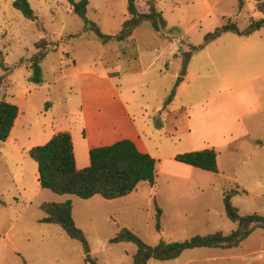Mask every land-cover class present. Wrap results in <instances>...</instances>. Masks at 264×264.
Instances as JSON below:
<instances>
[{"label": "rangeland", "instance_id": "374dc122", "mask_svg": "<svg viewBox=\"0 0 264 264\" xmlns=\"http://www.w3.org/2000/svg\"><path fill=\"white\" fill-rule=\"evenodd\" d=\"M15 1L0 0V77L1 62L12 68L0 84V100L20 109L10 138L0 141V264H88L81 243L41 223L43 203L73 204L74 221L99 264H133L136 245L111 243L123 228L152 247L161 240L231 234L237 225L225 213L227 191L246 192L233 199L242 215L264 216V28L206 43L228 23L245 31L258 21L257 0H155L162 21L134 31L135 47L100 42L65 0H28L36 21L16 10ZM148 1L136 0L140 13L149 12ZM87 18L104 34L116 35L129 19L128 0H90ZM43 38L52 51L40 65L37 85L31 60ZM136 53L142 71L126 75L123 69ZM106 115L141 133L159 161L155 186L140 184L132 195L113 201L43 189L29 151L70 132L80 157L78 142L86 145ZM207 149L218 152V174L193 168L177 177L178 155ZM156 204L163 211L161 233ZM148 264H264V231L238 248L190 250L177 260Z\"/></svg>", "mask_w": 264, "mask_h": 264}, {"label": "trees", "instance_id": "16d2710c", "mask_svg": "<svg viewBox=\"0 0 264 264\" xmlns=\"http://www.w3.org/2000/svg\"><path fill=\"white\" fill-rule=\"evenodd\" d=\"M72 12L86 22L87 30L92 32L103 44L109 42L131 43L134 31L146 22H151L155 28L162 15L157 11L155 0L148 1V13L143 14L138 10L136 0H128L129 19L116 35H106L97 24L87 18L90 0H65ZM16 10L20 11L26 19L36 21L37 16L28 0H17L13 3ZM243 1L240 3V8ZM257 10L262 15L258 21H251L249 28L242 31L234 23H228L221 29L206 38V43L217 40L225 33H233L240 37H249L264 28V1L257 0ZM49 41L41 39L36 44L38 52L31 60L33 69L32 82L37 85L42 83L41 63L49 51ZM56 51V50H54ZM122 56L127 58L126 47L121 48ZM1 57V54H0ZM138 61V54H135ZM186 65V61L184 62ZM3 75L0 84L9 79L11 66L1 62ZM11 73V74H10ZM174 96L168 100L167 105L173 102ZM20 116L17 105L0 100V141L6 142ZM30 158L38 165L39 183L43 189L58 195H73L84 200L100 196L107 201L122 199L132 195L138 190L140 184L154 187L156 184L158 160L149 154L138 150L131 140H122L111 146L95 148L90 151V166L79 170L77 168L74 142L69 132H59L44 146L34 147L29 151ZM176 162L192 166L206 172L218 174V152L207 149L178 155ZM246 193L245 191L231 190L224 193L223 203L227 218L237 225V229L229 235L215 233L206 236H195L183 242H166L161 240L157 246H149L140 237L127 228L111 240L113 244L132 243L137 246L133 264H148L151 260L162 262L177 260L187 251L196 249H223L230 250L240 247L257 230L264 231V216L257 214L244 216L239 208L233 204L235 196ZM40 209L46 216L41 223L60 227L71 239L83 245L87 252L86 263L99 264L97 259L90 255L89 245L85 233L76 225L73 218V204L43 203ZM156 231L161 233L162 209L156 204Z\"/></svg>", "mask_w": 264, "mask_h": 264}, {"label": "crops", "instance_id": "0c3cea01", "mask_svg": "<svg viewBox=\"0 0 264 264\" xmlns=\"http://www.w3.org/2000/svg\"><path fill=\"white\" fill-rule=\"evenodd\" d=\"M139 62H140L139 60L134 61L130 65L128 62V65H126L128 67L126 70L123 69V73L125 72L126 75H131L134 73H136V74L141 73V71H142L141 67H140V65L139 66L137 65ZM134 67H137V68H134ZM123 68H124V66H123ZM110 76H111L110 79H113L115 77L111 74H110ZM183 80H187V76ZM82 92L84 95H85V93H88L87 90L86 91L83 90ZM95 107L96 106L94 104L90 106V108H92V109ZM169 109H170V115L173 114V103H171L169 105ZM110 118L111 117H107V115H106L102 120L103 124L99 127V129L96 131V133L95 134L90 133V136L85 138V140L88 141V143H86V145L83 144V142L82 143L78 142L80 144L79 149H81L80 157H78V151H77L78 148H77L75 139H74L73 135L69 132L73 138L77 168L79 170H83V169L90 166V164H89L90 161L87 158L85 153H87V155H89V158H90V151L92 149L111 146V145H113L119 141H122V140L133 141L136 144V146L140 152L149 154L152 157H154L150 148H149V145L144 140V138L141 136V133L138 131V129L133 127V125L132 126L129 125L128 123H126V124L125 123H121V124L112 123ZM89 131L92 132L91 129ZM83 154H84V156H83ZM154 158L158 160V158H156V157H154ZM173 164L175 166H177L176 167L177 169H180V172L176 174V175H178L177 177H183V178L185 177V175L183 173H181V171L186 172L189 175H190V173H194L193 170H195V169H193L192 166H188V165H185L182 163H178L175 160H174Z\"/></svg>", "mask_w": 264, "mask_h": 264}]
</instances>
